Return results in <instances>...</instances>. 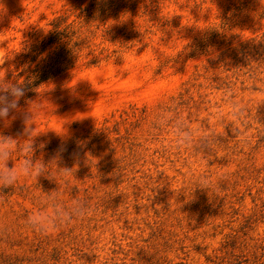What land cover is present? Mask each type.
I'll return each mask as SVG.
<instances>
[{
    "label": "rangeland",
    "instance_id": "obj_1",
    "mask_svg": "<svg viewBox=\"0 0 264 264\" xmlns=\"http://www.w3.org/2000/svg\"><path fill=\"white\" fill-rule=\"evenodd\" d=\"M105 1L0 0V72L49 108L43 171L0 186V264H264V0ZM56 23L66 59L30 87ZM24 127L0 124L16 159ZM53 196L45 233L28 217Z\"/></svg>",
    "mask_w": 264,
    "mask_h": 264
},
{
    "label": "clouds",
    "instance_id": "obj_2",
    "mask_svg": "<svg viewBox=\"0 0 264 264\" xmlns=\"http://www.w3.org/2000/svg\"><path fill=\"white\" fill-rule=\"evenodd\" d=\"M126 19L127 14L120 17L121 22L126 21ZM11 56L5 55L0 58V64H3L4 60ZM33 90L37 92V98L27 101V106L22 109L19 101L25 96L24 81L8 78L4 70L0 72V124L8 125L16 114H20L25 125L23 134L28 137L27 142L22 145L25 158L16 159L21 145L11 136L0 135V186H11L21 179L35 178L43 171V166L39 163H34L29 155L34 147L33 138L38 135V132L33 131L30 125L35 116L49 111L48 104L45 103L47 100L43 96V93L48 89L42 91ZM10 113H12L11 116ZM66 122L64 121L61 125V131H57L52 127H49L48 130L50 129L57 135L64 136L66 135L64 127ZM40 147H43V144ZM10 161L12 166H9ZM37 199L39 200L40 198L38 197ZM67 207L69 210L75 211L74 205H68ZM67 218L68 212L64 210V206L58 203L57 198L53 196L44 198L43 202L38 204L32 211L28 221L37 230L47 233L56 229L57 225Z\"/></svg>",
    "mask_w": 264,
    "mask_h": 264
},
{
    "label": "trees",
    "instance_id": "obj_3",
    "mask_svg": "<svg viewBox=\"0 0 264 264\" xmlns=\"http://www.w3.org/2000/svg\"><path fill=\"white\" fill-rule=\"evenodd\" d=\"M109 0H106L103 5H105ZM101 9V8H100ZM100 9L98 10L100 12ZM99 15L98 12H89L88 16L93 17L95 15ZM76 33L75 29H71L70 25L61 27L60 23L54 24L53 31L51 35L49 36L48 40L43 43V51L46 50L47 47L52 46L54 44L56 45V49H58L56 52H54L55 55L49 54V61L46 64L40 65V63L36 64L35 67L32 69V74L30 76V87H37L39 86L43 81L51 78L53 76V70L54 67L58 63H61L63 60L66 59V47L65 43H67L69 40H64L67 37L70 39L71 35H74Z\"/></svg>",
    "mask_w": 264,
    "mask_h": 264
}]
</instances>
